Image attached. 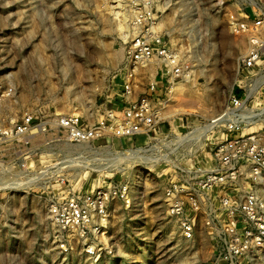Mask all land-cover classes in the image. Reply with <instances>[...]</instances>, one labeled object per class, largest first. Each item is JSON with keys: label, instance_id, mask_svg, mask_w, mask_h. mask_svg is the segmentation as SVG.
Masks as SVG:
<instances>
[{"label": "rangeland", "instance_id": "rangeland-1", "mask_svg": "<svg viewBox=\"0 0 264 264\" xmlns=\"http://www.w3.org/2000/svg\"><path fill=\"white\" fill-rule=\"evenodd\" d=\"M172 3L166 25L156 30L165 31L191 82L175 83L185 84L182 94L174 95L175 84L161 92L162 122L154 139L71 144L50 132L0 146V264H212L214 249L202 220L196 238L186 241L169 216L162 173L169 168L164 164L169 157L195 163L209 152L207 136L215 127L198 141L181 145L178 138L210 128L231 95L249 87L240 62L251 37L232 33L229 16L237 8L232 4ZM116 4L0 0V110L5 118L20 121L40 110L96 122L121 104L125 39L108 9ZM260 34L264 36V28ZM261 61L248 73L257 75L248 114H263L245 133L264 143V56ZM153 70L139 77L138 96L154 80ZM9 89L13 93L7 96ZM210 136L213 141L216 135ZM149 159L160 161L155 165ZM35 179L37 184L31 185ZM110 181L129 183L131 204H113L106 228L89 246L75 233L54 228L47 213L51 198L90 193ZM259 189L264 193V182ZM250 264H264V253Z\"/></svg>", "mask_w": 264, "mask_h": 264}, {"label": "built area", "instance_id": "built-area-1", "mask_svg": "<svg viewBox=\"0 0 264 264\" xmlns=\"http://www.w3.org/2000/svg\"><path fill=\"white\" fill-rule=\"evenodd\" d=\"M122 1L134 32L125 34L127 39L123 40L126 76L120 85L121 104L96 122L78 115L50 116L40 110L23 115L20 121H10L0 110V146L50 132L71 144L154 139L162 122L161 92L184 79V68L165 31L155 30L163 15L159 8L162 0ZM220 1L237 7L229 16L232 33L251 37L249 51L240 62L250 84L240 88L241 93H233L225 111L215 118L217 125L207 136L210 146L206 156L195 163L163 162L169 167L162 173L163 196L169 216L186 241L196 238L202 220L214 249L212 264H250L264 253V193L259 189L264 182V143L258 135L245 133L252 126L248 103L257 83V75L249 77L248 73L261 66L264 56V36L260 34L264 0ZM151 68L155 78L138 96L139 77L149 75ZM8 91L7 96L13 93V89ZM210 135H216L213 141ZM128 188V182L110 181L90 193L53 197L48 204L49 220L59 232L75 233L85 247L89 246L88 242L106 228L109 208L117 202L128 204Z\"/></svg>", "mask_w": 264, "mask_h": 264}, {"label": "bare ground", "instance_id": "bare-ground-1", "mask_svg": "<svg viewBox=\"0 0 264 264\" xmlns=\"http://www.w3.org/2000/svg\"><path fill=\"white\" fill-rule=\"evenodd\" d=\"M113 1H115V2H117L118 4H116V5H114V6H110L108 9L110 10V13L112 14V17L114 18V22H115V25H116V27H117V30L119 31V33H120V36L122 37V38H126L125 37V34H127V33H133L134 31L133 30H131V28H130V25H129V23H127V20L129 19V11L125 8V5L124 4H122V2H121V0H113ZM164 2H162L161 4H159V8H160V10H162V12H163V19H162V21H161V23L157 26V24H156V26H155V30L158 28V29H160V28H162V27H164L165 25H166V21H165V19H166V17L168 16L167 15V13H168V11H167V9L169 8V6H172V0H163ZM192 4V3H191ZM165 5V7H163ZM171 8V7H170ZM174 9V8H173ZM169 10V9H168ZM170 17V16H169ZM191 21V20H190ZM187 23V22H186ZM165 24V25H164ZM190 25H191V22H190ZM177 30V29H176ZM157 31V30H156ZM157 32H159V30L157 31ZM189 75V74H188ZM188 75H184V81L183 82H191L190 81V76H188ZM183 82H181V83H177V84H175L174 85V87H173V93H174V95H177V94H179V93H181L182 94V92L184 91V88H185V84L183 83ZM249 112V111H248ZM262 112L261 113H259V114H256V113H252V114H248V122L250 123V124H252V125H255V124H257V123H259V121H260V119H259V117L260 116H262ZM255 119H257L256 121H254ZM215 124H217V123H215ZM215 124H213L212 126H210V128H207V129H201V130H199L198 132H193V133H191V134H187L185 137H180V138H178V142H179V144H181L182 145V143H185V142H187V141H198L199 140V138L201 139V138H205L206 136H205V134L207 133V132H210L216 125ZM207 135V134H206ZM177 146H179V145H177ZM160 159V158H159ZM162 159V158H161ZM134 161V162H140V160L139 159H137V158H132V159H130V161ZM149 160H153V159H149ZM153 161H155V165L156 164H158L159 163V161L160 160H153ZM153 161H151V162H153ZM167 162L168 163H170L171 165H175V162L169 157L168 159H167ZM77 166V165H76ZM38 180V179H37ZM37 183H36V179L35 180H33V182L31 183V185H36ZM131 191V190H130ZM128 198H129V195H128ZM128 204L130 205L131 204V201H130V199L128 200ZM128 207H130V206H128Z\"/></svg>", "mask_w": 264, "mask_h": 264}, {"label": "crops", "instance_id": "crops-1", "mask_svg": "<svg viewBox=\"0 0 264 264\" xmlns=\"http://www.w3.org/2000/svg\"><path fill=\"white\" fill-rule=\"evenodd\" d=\"M239 93H241L240 91H238Z\"/></svg>", "mask_w": 264, "mask_h": 264}]
</instances>
